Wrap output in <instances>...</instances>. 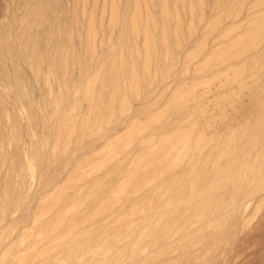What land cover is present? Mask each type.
I'll list each match as a JSON object with an SVG mask.
<instances>
[{
    "label": "rangeland",
    "instance_id": "obj_1",
    "mask_svg": "<svg viewBox=\"0 0 264 264\" xmlns=\"http://www.w3.org/2000/svg\"><path fill=\"white\" fill-rule=\"evenodd\" d=\"M0 264H264V0H0Z\"/></svg>",
    "mask_w": 264,
    "mask_h": 264
}]
</instances>
